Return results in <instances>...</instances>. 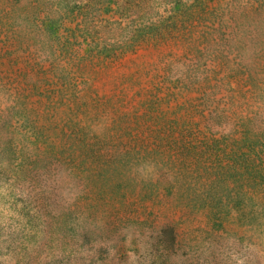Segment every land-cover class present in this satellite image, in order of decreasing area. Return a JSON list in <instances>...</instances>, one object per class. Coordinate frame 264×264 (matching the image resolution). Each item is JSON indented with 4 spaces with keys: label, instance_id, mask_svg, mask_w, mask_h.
<instances>
[{
    "label": "rangeland",
    "instance_id": "obj_1",
    "mask_svg": "<svg viewBox=\"0 0 264 264\" xmlns=\"http://www.w3.org/2000/svg\"><path fill=\"white\" fill-rule=\"evenodd\" d=\"M0 264H264V0H0Z\"/></svg>",
    "mask_w": 264,
    "mask_h": 264
},
{
    "label": "trees",
    "instance_id": "obj_2",
    "mask_svg": "<svg viewBox=\"0 0 264 264\" xmlns=\"http://www.w3.org/2000/svg\"><path fill=\"white\" fill-rule=\"evenodd\" d=\"M158 34H156L157 36H160V35H162V32H157ZM147 36V34L146 35H144L143 37H146Z\"/></svg>",
    "mask_w": 264,
    "mask_h": 264
}]
</instances>
